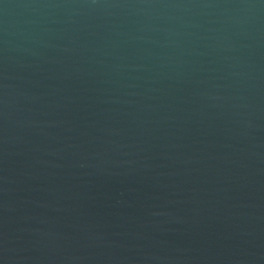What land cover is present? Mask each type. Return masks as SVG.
Returning <instances> with one entry per match:
<instances>
[{
	"label": "water",
	"instance_id": "water-1",
	"mask_svg": "<svg viewBox=\"0 0 264 264\" xmlns=\"http://www.w3.org/2000/svg\"><path fill=\"white\" fill-rule=\"evenodd\" d=\"M0 264H264V0H0Z\"/></svg>",
	"mask_w": 264,
	"mask_h": 264
}]
</instances>
